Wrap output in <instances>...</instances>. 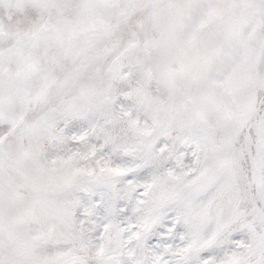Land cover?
<instances>
[{"label":"snow or ice","instance_id":"obj_1","mask_svg":"<svg viewBox=\"0 0 264 264\" xmlns=\"http://www.w3.org/2000/svg\"><path fill=\"white\" fill-rule=\"evenodd\" d=\"M0 264H264V0H0Z\"/></svg>","mask_w":264,"mask_h":264}]
</instances>
